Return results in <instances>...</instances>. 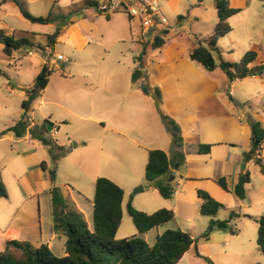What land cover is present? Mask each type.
Instances as JSON below:
<instances>
[{"label": "crops", "instance_id": "1", "mask_svg": "<svg viewBox=\"0 0 264 264\" xmlns=\"http://www.w3.org/2000/svg\"><path fill=\"white\" fill-rule=\"evenodd\" d=\"M165 2L172 11L181 5L188 6L191 11V16H186L188 23L191 19L202 20V17H196V11L206 10L200 4L201 1L198 4L195 0ZM252 2L253 0H229L230 7L241 10L239 14L251 7ZM67 4L72 16L71 22L63 29L75 28L74 31H77L82 26V20L88 16H84V11L78 13V6H95L92 0H67ZM160 9L164 15L162 6ZM14 18L21 22L23 30L14 27ZM23 19L12 0L4 3L0 0L1 31L15 38L26 37L35 46L31 37L43 36L46 40V34L33 30L24 22L27 20ZM183 19L177 18V23H183ZM231 19L233 17L228 22ZM216 22L217 18L214 27ZM133 23V20L130 21V36L137 44L136 49L142 52V30L140 26L135 29ZM180 24L177 28L173 25V31L184 34L185 38L168 37L171 33L167 29H161L155 32L164 35V45L156 50L150 49L149 53L144 50L142 77L146 74L151 92L155 88L159 90L158 109L150 98L154 93L146 96L139 87L132 84V72L137 68L134 59L140 52L133 58L130 84H125L116 102L105 100L99 105L91 100V103L87 101L86 104L73 105L65 96L59 98L52 94H41L38 97L39 104H36L38 98L32 103L28 111L31 112L29 118L25 120L28 112L24 114L21 108L15 121L3 122L0 127V181L6 188L7 197L0 198V252L4 250L6 242L18 241L30 243L36 248L46 245L55 256L64 257L66 238L54 231L51 188H60L63 197L74 204L91 229L95 182L103 177L118 185L124 192L120 227L125 219L130 218L127 213L129 202L134 209L146 214L159 209L173 211L172 221L141 235L149 246H153L156 238L164 232L177 230L197 239L196 246L191 247L180 262L196 264L208 259L212 264H264V255L256 244L258 225L254 221L264 216V174L254 158H246L251 148L250 122H258L264 128V74L231 82L220 69L212 72L205 70L189 59L190 51L200 42L195 38L192 28L186 31ZM85 34L87 35L86 31ZM58 40L59 35L57 42ZM39 45L42 49L33 48L28 52L20 49L17 52L23 51L27 56H34L35 52L51 56V48L46 44ZM250 48L249 51L258 50L256 46ZM13 55L6 56L3 45L0 44V62L17 69V65L12 67ZM214 58L217 60L218 57ZM58 62L62 61L46 57L41 61L35 78L44 64L49 63L55 69ZM260 65H264V57L259 58L257 64L255 61L252 67ZM96 77L95 71L76 76L64 75L58 90L64 93L65 88L72 86L76 95L86 100L91 99L99 84L108 79V75L102 73ZM8 78L9 75L0 69V118L10 114L9 107L2 102L3 93L19 95L21 107L22 102L27 99L25 90L34 83L33 81L29 86L20 85L15 89L10 86ZM50 78L45 90L50 85ZM42 104L53 108H48L46 113L39 111L36 117L35 111L40 110ZM153 111L171 118L179 126L184 157L181 163H177L175 158L171 135L162 119L153 114ZM68 114L92 122L91 137H84L67 155L58 160L55 164V181L52 182L48 172L53 169L54 163L51 161L49 147L37 138L49 139L58 149H66L70 139L66 143L55 136L61 131L60 124L68 126ZM46 118L53 122L50 132L43 128V125L46 126ZM20 121L25 124L23 136L16 137L12 132L2 134ZM94 142L96 148H92ZM200 145L210 146L209 153H198ZM80 146L82 149L76 150ZM150 150L165 152L171 162L170 175L166 178V183L173 178L169 184L173 188V195L169 199L162 198L151 186L146 189L152 191L149 195L137 196L131 193L132 188L146 184L144 170ZM256 157L264 163V144ZM42 163L46 164V170L41 168ZM245 173L249 174L250 181L245 186V199L239 200L233 195V191L238 178ZM220 179L225 181L227 191L217 184ZM66 184L77 185L70 187ZM83 184L88 185L84 187ZM198 191L208 193L224 209L213 218L201 216ZM156 195L164 202H160ZM231 212L238 217L229 222V230L215 229L208 240L201 238L210 220L227 221ZM133 234L137 235V231L130 233ZM123 237L116 235L118 240ZM218 238L229 239V249L220 251L214 248Z\"/></svg>", "mask_w": 264, "mask_h": 264}, {"label": "trees", "instance_id": "2", "mask_svg": "<svg viewBox=\"0 0 264 264\" xmlns=\"http://www.w3.org/2000/svg\"><path fill=\"white\" fill-rule=\"evenodd\" d=\"M214 1L217 22L213 32L206 39L205 46L199 43L190 51V61L202 66L209 72L220 69L231 82L244 79L248 76L264 74V65L252 67L257 56L255 51L245 53L239 63H230L221 58L217 42L232 31L228 20L238 15L241 10L230 7L229 0ZM4 2L6 0H2V3ZM12 2L18 8L21 16L31 23L45 25L52 21L51 14L45 18L32 16L27 12L25 2L22 0H12ZM86 3L90 4V2ZM181 19L182 17H178V20ZM58 35L59 32L56 31L46 36V45L49 48L52 49L57 43ZM164 43L163 37L155 36L152 42H150V47L156 50L161 48ZM0 44L3 45V52L8 57H11L13 53L22 48L42 49L40 45L35 46L26 37L15 38L14 36L6 35L1 30ZM214 53L217 54V60L214 58ZM144 56L145 51L143 50L134 59L137 63V68L132 72V84L139 87L146 96L154 93L160 99V92L157 88L151 92L147 83L138 84V81L142 77ZM53 70L49 63L44 64L37 74L33 86L25 90L27 99L21 104L24 114L29 111L32 103L47 87ZM161 119L171 135V143L177 163H181L184 157L181 152L182 138L180 128L176 122L167 116L161 114ZM250 125L252 131L251 148L246 158H254L261 173L264 174V163L256 157L258 150L264 144V128L258 122L251 121ZM43 128L46 131L45 125H43ZM25 131V124L23 121H20L2 134L12 132L16 137H21L25 134ZM31 134L35 136L33 132ZM37 139L43 145L49 147V154L54 167L48 173L50 180L54 182L56 177L55 164L68 151L63 148L58 149L49 139L42 137ZM209 150L210 146L207 145H200L198 147V153L200 154H208ZM41 168L46 170V164L42 163ZM170 169L171 162L165 152L161 150H150L148 152L144 179L164 199H169L173 195V188L166 183V178L170 175ZM249 181L250 176L248 173L238 178L233 191V195L237 199H245V186ZM217 184L224 191H227V185L223 179L217 180ZM50 194L53 206L54 231L66 238L65 256H55L46 245L36 248L27 242L8 241L5 244L4 250L0 252V264H178L191 247L196 246L197 239L192 238L188 233L177 230L164 232L156 238L153 246H149L141 238V235L169 223L174 219V213L172 210L159 209L152 214H146L134 209L130 202L127 204V213L137 231V235L116 240V234L122 222L121 204L124 192L118 185L106 178L100 177L95 182L91 229L88 228L82 214L77 211L74 204L63 197L59 187L53 186ZM197 196L201 200L199 214L203 217L213 218L220 210L224 209L222 204L212 199L204 191H198ZM6 197V188L0 181V198ZM237 217V214L231 212L227 221L210 220L201 238L208 240L210 234L215 229L229 230V222ZM246 217L252 219L249 216ZM254 221L258 225L256 244L259 251L264 255V216L254 219ZM206 260L212 264L208 259Z\"/></svg>", "mask_w": 264, "mask_h": 264}, {"label": "rangeland", "instance_id": "3", "mask_svg": "<svg viewBox=\"0 0 264 264\" xmlns=\"http://www.w3.org/2000/svg\"><path fill=\"white\" fill-rule=\"evenodd\" d=\"M158 1L159 5L162 6L163 13L170 24L177 28L181 23H177V18L183 17V23L180 24L183 29L189 31L190 28H192L197 41H199L202 45H206V39L212 34L214 22L217 18L213 0H195L196 4H198V1H201L200 4L204 5L203 7H205L206 10H197L196 17H202V20L200 19L196 21L191 19L190 23L186 20V16H191V11L188 6L181 5L175 11H172L170 6L166 4L165 0ZM25 3L27 12L32 16L45 18L51 14L52 21L45 25L34 24L28 21L24 22H26L30 28L41 34L51 35L58 31L59 40L51 49V56H45L40 52H35L34 56H27L26 53L23 52L32 51L33 48H22L21 50L23 51L16 52L13 55L14 60L12 61V67L17 65V69L9 68L7 64H2V62H0L1 71H4L9 75L8 79L10 80L8 82L10 83V86L16 89V87L20 85H31L34 81L41 61H43L46 57L53 59L57 54H59L63 56L64 61L58 62L57 68H55L52 72L50 85L42 93V96L51 94L59 98L61 96H65L68 100H71L73 105L79 103L86 104L87 101L88 103H91V100L99 105L105 100L116 102L125 84H130V75L134 64L133 58L141 52L136 49L137 44L132 41L130 36V21L132 20L129 21L128 15L124 12H118L108 19L106 16L96 13L94 7L82 4L81 6H78V13H80V11H84V16L88 15L84 18L85 20H82V26H80L77 31H74L75 28L64 30L63 28L71 22L72 16V14H69L67 0H25ZM13 22L16 29L23 30L21 22L15 18L13 19ZM133 22V27L138 29L140 26L139 21L134 19ZM228 24L232 28V32L219 39L217 44L221 57L227 62L239 63L244 53L249 51L251 49L250 47L256 46L258 48V50H255L257 53L255 61L257 64L259 58L264 57V0H253L251 7L247 8L243 13L234 16ZM173 30L168 29L171 33L168 37H174L177 39L185 38L184 34L175 33ZM85 31L87 32V35L85 34ZM155 35L164 37L162 33L154 31L150 32L148 35H142L140 42L142 48L146 50V53H149L151 49L149 43L152 42ZM31 40L34 41L36 45L46 44V40L43 36L31 37ZM214 56L217 58L216 53H214ZM93 71H95V74L97 73V77L99 76V73L108 75V79L107 81L104 80L99 84L91 99L86 100V98L76 95L72 86H68L67 89L65 88L64 93L58 90V86L61 85L64 75L71 74L76 76L83 72L88 73ZM4 79L6 80V77H4ZM146 79L147 76L145 74L140 78L139 84L147 83ZM239 87L243 88L242 85H239ZM2 98L3 104L9 107L10 114L9 116H3V118H0V127L3 122L10 123V121H15L14 119L18 117V113H20L21 110L19 95H9L8 93H3ZM39 101L40 98L36 100V104H39ZM69 102L70 101H68V103ZM48 108L53 107L42 104L40 110L35 111L36 117L37 114H39V111L46 113L45 111L48 110ZM153 114H157L161 118L160 113H154L153 111ZM30 116L31 112L26 113L25 120ZM68 117V126L64 127L60 124L59 127L61 128V131L57 136H55L58 139L62 138L66 143L67 139H70V142L67 143L66 149L64 148V150L67 151L74 148L76 144L78 145L80 141L85 139L84 137H91L90 131L93 128V123L90 121L76 118L74 115L70 114H68ZM44 121L53 124V122L47 118ZM57 126L58 125L56 124L55 127ZM92 148H96L95 142L92 144ZM81 149L82 148L80 146L76 150ZM66 185L75 187L77 184ZM83 185L84 187H87L88 184ZM139 187H142L144 192L142 191L135 194V190ZM149 187L150 184L148 182H146L144 186L139 184V186L132 188L131 193L137 196H146L152 192L150 190H146ZM156 196L160 202H164L163 199L158 197V195ZM133 231H136V229L131 219H125L122 226L117 231L118 236H124L119 240L136 235H130ZM116 240L118 239L116 238ZM229 244V239L220 240L218 238L214 248L220 251H225L229 249ZM179 264L187 263L184 261ZM196 264L210 263L206 260L203 263Z\"/></svg>", "mask_w": 264, "mask_h": 264}, {"label": "built area", "instance_id": "4", "mask_svg": "<svg viewBox=\"0 0 264 264\" xmlns=\"http://www.w3.org/2000/svg\"><path fill=\"white\" fill-rule=\"evenodd\" d=\"M92 3L97 13L106 17L124 12L130 20L137 19L142 35L151 31L159 32L161 29H174V26L162 14L158 0H92ZM55 59L56 61H63L61 55H57ZM260 150H258L257 155Z\"/></svg>", "mask_w": 264, "mask_h": 264}, {"label": "water", "instance_id": "5", "mask_svg": "<svg viewBox=\"0 0 264 264\" xmlns=\"http://www.w3.org/2000/svg\"><path fill=\"white\" fill-rule=\"evenodd\" d=\"M151 98L153 100V104H154V107L156 109H158V98L155 94H152L151 95ZM46 130L48 132H50L52 130V124L50 122H46ZM173 178L171 177L169 182H168V185L172 182ZM143 191V188L142 187H139L135 190V194L139 193V192H142Z\"/></svg>", "mask_w": 264, "mask_h": 264}]
</instances>
